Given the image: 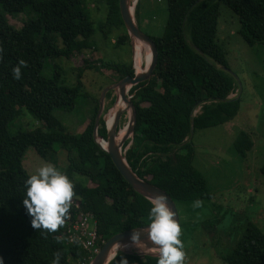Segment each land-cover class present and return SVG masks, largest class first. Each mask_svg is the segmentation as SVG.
<instances>
[{
	"label": "trees",
	"instance_id": "16d2710c",
	"mask_svg": "<svg viewBox=\"0 0 264 264\" xmlns=\"http://www.w3.org/2000/svg\"><path fill=\"white\" fill-rule=\"evenodd\" d=\"M90 1L97 3L96 0H0V260L3 264H53L57 257L58 264H88V251L79 241H70L67 235L68 227L83 213H91L96 223L98 244L115 233L148 222L149 199L131 187L93 137L100 93L85 89L83 73L93 68L108 78V82L100 85L101 91L126 75L133 76L134 70L131 63L116 64L100 58L95 65L83 57L85 50H96L94 34L97 28H103V24L96 26L92 19ZM104 2L107 12L102 33L107 40L112 27L124 25L118 0ZM139 3L138 0L136 15ZM165 3L163 33H146L157 48L156 66L148 81L130 90L134 93L131 101L136 110V124L124 157L139 177L166 191L177 208L186 201H213L216 206L213 217L200 221L206 233L215 226L209 219L217 211L225 206L235 208L237 202L240 205H245L246 200L254 202L252 196L247 199L248 190L242 191L245 200L239 192H234L246 189L239 182L237 189L217 197L194 164L195 132L224 125L250 106L246 107V102L254 100L252 87L230 66L229 39L221 31L218 36V20L220 15L226 20V12H230L237 24L236 33L252 51L251 55L256 56L258 46L264 45V0H165ZM20 13L26 19L16 28L9 23L7 15ZM227 23L231 22L227 19ZM128 41L125 31L114 42L120 45ZM76 57L81 61L74 65L75 81H68L64 61L56 60ZM20 61H24V66L20 68V78L14 79L13 69ZM49 66L52 72L46 74ZM104 71H109L107 76ZM109 98L113 103L112 91L106 94L105 99ZM24 109L39 125L24 128L15 122ZM55 110L65 117L55 115ZM72 115H78V124L85 122L80 131L75 129L77 122L73 118L64 120ZM105 126L101 117L97 133L104 139ZM232 138L233 153L242 159L249 156L257 142L251 132L241 128ZM28 147L52 164L56 163L59 152L66 156L64 174L73 183L75 195L64 225L52 233L34 229L22 204L24 181L30 175L22 164ZM259 172L264 179V163ZM73 175L82 176L85 181L75 180ZM246 219L244 224H235L228 240L220 245L218 256L227 264H264V231L254 220ZM123 260L127 264H157L158 257L118 251L108 264H122Z\"/></svg>",
	"mask_w": 264,
	"mask_h": 264
},
{
	"label": "rangeland",
	"instance_id": "374dc122",
	"mask_svg": "<svg viewBox=\"0 0 264 264\" xmlns=\"http://www.w3.org/2000/svg\"><path fill=\"white\" fill-rule=\"evenodd\" d=\"M96 1V4H94V1H90L89 12L92 14L93 18H91L94 20L95 25L103 24V28H97L94 34L96 50H85L83 57L89 59L95 65H98L100 58L116 64H133V61H135L134 45L137 44V41L134 40L133 45H130L129 41L116 45L113 41L125 32L124 26L121 25L112 27L107 40H105L102 31H105L104 17L106 16L107 8L104 0ZM139 1L140 9L138 15L135 12L138 0H130V3L132 2V6L134 5L133 15L139 21L140 29L148 34L161 35L164 31L166 19L165 0H154L155 3L150 8H148V0ZM221 16L218 20V36L221 31L224 36L228 37L229 49L231 51L230 66L238 71L241 78H244L249 83V86L252 87V97H254V100L246 102V107L250 106L244 108L243 111L240 110L239 116L224 123V125L195 132L192 137L194 143V164L203 173L210 189L215 192L216 196L228 193V190L236 188V184L239 182L246 186V189H234V192L236 194L239 192V196L242 197V200H245L246 197L242 196V191L246 192L248 190L250 195L247 196V199L252 196L251 198L254 202L246 200L244 202L245 205H240L241 203L237 202L235 203V208L229 209L225 206L221 211H217L216 216L214 215V218L209 219L210 222L215 224L213 227L215 231L212 232L214 229L211 228V232L206 233L200 227V221L213 217V210L216 209L215 204L212 203L213 201L199 202V204L189 201L180 203L177 209L179 214L182 213L179 225L181 227L180 239L184 245L185 252L183 264H227L218 256V250L222 247L220 245L223 244V241L228 240V235L233 231L235 224H244L245 220H247L246 218L254 220L256 225L264 231V179L259 172L260 167L264 163V45L258 46L260 50L256 56L251 55L250 52L252 51L247 49V46L242 42L241 36L234 29L237 27V24L230 17L232 14L227 11L226 20H223L224 17ZM7 19L11 25L20 28L26 19V15L23 13L16 16L7 15ZM227 19L231 23L228 24ZM220 41L223 42L224 39ZM142 48L136 51V53L141 54V67L142 69H146L148 60L143 59L146 55L148 56V52L150 53V51L143 46ZM233 58L236 59L232 60ZM56 61L60 63L64 61L63 67L67 72L68 81H75L77 70L74 65H77L81 61V58L76 57V59L72 60L57 59ZM51 72V67H47L45 73L51 74ZM104 73L107 76L109 71H104ZM107 80L108 78L93 68L85 70L82 77L87 91L99 93L101 92L99 90L100 85L106 83L105 81ZM112 92L114 93V91ZM112 105L113 103H111L110 98L104 100L102 117H106L108 127H111L113 122L112 111L109 113ZM117 105L120 107L123 104L119 100ZM55 115H59L62 118L65 117L59 110H55ZM77 116L72 115L70 118H65L64 120L68 122L73 118L74 123H76ZM128 118L127 113L123 114L118 125L119 131L127 124ZM15 122L21 124L24 128H33L39 125L38 120L26 109L22 110L21 115L18 116ZM84 125L85 122L82 125L77 122L75 129L80 131ZM239 128L244 129L248 133L251 132L256 139L255 141H257L254 148L249 151V156L244 157L245 159L237 157L231 148L232 135H235ZM98 141H101L99 137ZM45 163L50 162L43 160L32 147L27 148L22 158V164L29 174H32ZM52 165L63 173L66 171L67 160L63 151L57 154L56 163ZM73 179L80 182L85 181V178L79 175H73ZM127 249L133 250L130 246ZM141 250L142 247L138 248L137 251L141 252ZM151 251L157 253L156 249Z\"/></svg>",
	"mask_w": 264,
	"mask_h": 264
},
{
	"label": "clouds",
	"instance_id": "9594fccd",
	"mask_svg": "<svg viewBox=\"0 0 264 264\" xmlns=\"http://www.w3.org/2000/svg\"><path fill=\"white\" fill-rule=\"evenodd\" d=\"M23 66L24 61H20L19 66L13 69L14 79L20 78V68ZM128 141L125 143L128 144ZM125 143L124 145H126ZM124 145L123 154H125L124 148L127 146ZM73 189L74 185L68 176L50 163L43 164L30 174L24 181L22 204L31 218V226L49 233L55 232L63 226L68 217L71 200L75 195ZM149 203L147 225L131 236L132 244L136 247L145 244L144 240H141V235H143L147 243L156 248L157 264H183L184 245L180 239L181 227L175 212L169 207L164 195L151 196ZM119 247L120 245L117 244V249ZM58 260L57 257L53 264H58ZM0 264H3L2 260H0ZM122 264H127V261L123 260Z\"/></svg>",
	"mask_w": 264,
	"mask_h": 264
},
{
	"label": "water",
	"instance_id": "95a60500",
	"mask_svg": "<svg viewBox=\"0 0 264 264\" xmlns=\"http://www.w3.org/2000/svg\"><path fill=\"white\" fill-rule=\"evenodd\" d=\"M118 5L123 25L129 38L132 40V44H134L135 40L139 44H143L149 49L150 63L146 71L141 72V70H139L136 71L133 76L126 75L118 81L106 85L101 90L98 99L99 107L94 121L93 137L96 143L110 155L111 160L118 171L136 192L147 199H149L153 195H164L168 201L169 207L172 208V210L175 212L176 219L180 224L178 209L172 198L162 188L139 177L136 172L129 166L123 154V145L126 140L131 135H133L136 124L135 106L133 102L127 98L126 92L132 86L148 81L151 78L152 72L157 62V48L154 41L148 36V34L143 32L136 23L133 15V6L130 3V0H118ZM112 90L115 92V98L112 105L113 122L111 127H108L106 125V138L104 139L103 137L98 136L97 129L99 126L100 118L102 117V111L104 110V100L106 98V94ZM119 100L123 103V105L120 107H118L117 105ZM126 111H130V116L127 121L125 133L119 140H116L120 119ZM98 137L101 139V141H98ZM102 141L106 142V146L102 144ZM144 227H146V225L121 231L106 239L102 243L99 251L90 260L89 264H108L118 251H123L126 253H133L136 251L135 253L137 254L158 257V253L151 251L153 249H156L155 246L147 243L143 235H141V240H144L145 244L136 247L131 242V236ZM117 244L120 245L118 249ZM128 246L132 247L133 250L127 249ZM140 247H142V250L141 252H138L137 250Z\"/></svg>",
	"mask_w": 264,
	"mask_h": 264
},
{
	"label": "built area",
	"instance_id": "2783aa9c",
	"mask_svg": "<svg viewBox=\"0 0 264 264\" xmlns=\"http://www.w3.org/2000/svg\"><path fill=\"white\" fill-rule=\"evenodd\" d=\"M133 70H134V73L140 70L135 65V61L133 62ZM130 90L131 88H129L126 92V96L128 99H131L134 94ZM111 111L113 114V109H111L109 113ZM127 115L129 117L130 115L129 111L127 112ZM104 120L106 121V125H107L106 117L104 118ZM131 139L132 137L129 139L127 146L124 148V151L131 144ZM67 235L70 241L80 242V244L88 251L90 260L99 251L102 243L104 242L103 240L101 244H98L99 235L97 232L96 223L94 219L92 218L91 213H83L79 216V219L77 221L75 220L73 223H71V225L67 229ZM78 264H81V263H78Z\"/></svg>",
	"mask_w": 264,
	"mask_h": 264
},
{
	"label": "bare ground",
	"instance_id": "6f19581e",
	"mask_svg": "<svg viewBox=\"0 0 264 264\" xmlns=\"http://www.w3.org/2000/svg\"><path fill=\"white\" fill-rule=\"evenodd\" d=\"M132 3V2H131ZM132 10V9H131ZM138 43V42H137ZM142 46L143 47H145V49H147V47L145 46V45H143V44H135V48H134V50H135V65L138 67V69H140L141 70V72H144V71H146V69L148 68V65H149V63H150V53L148 52V56L146 55L145 57H144V59L143 60H148L147 61V66H146V69H142V67H141V65H142V62L140 61L141 60V54H137L136 53V51H139V50H141V49H143L142 48ZM121 102V101H120ZM122 103V102H121ZM123 104V103H122ZM126 127V126H125ZM125 127H123L119 132H118V135H117V138H116V140H119L123 135H124V132H125ZM102 144L104 145V146H106V142L105 141H102Z\"/></svg>",
	"mask_w": 264,
	"mask_h": 264
},
{
	"label": "crops",
	"instance_id": "0c3cea01",
	"mask_svg": "<svg viewBox=\"0 0 264 264\" xmlns=\"http://www.w3.org/2000/svg\"><path fill=\"white\" fill-rule=\"evenodd\" d=\"M148 7H151L154 3H155V1L154 0H148ZM136 20V23L138 24V20L137 19H135ZM126 31V30H125ZM114 42V41H113ZM129 44L130 45H133L132 44V40L129 38ZM112 94H113V92H112ZM113 97V96H112Z\"/></svg>",
	"mask_w": 264,
	"mask_h": 264
},
{
	"label": "flooded vegetation",
	"instance_id": "af4514ba",
	"mask_svg": "<svg viewBox=\"0 0 264 264\" xmlns=\"http://www.w3.org/2000/svg\"><path fill=\"white\" fill-rule=\"evenodd\" d=\"M112 91H113V90H112ZM113 96H114V97H113V100H114V98H115V92L113 93Z\"/></svg>",
	"mask_w": 264,
	"mask_h": 264
}]
</instances>
